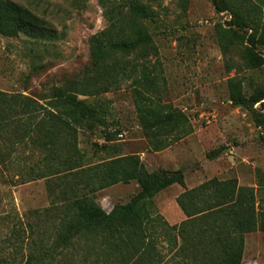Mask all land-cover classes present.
Segmentation results:
<instances>
[{
  "label": "trees",
  "instance_id": "trees-1",
  "mask_svg": "<svg viewBox=\"0 0 264 264\" xmlns=\"http://www.w3.org/2000/svg\"><path fill=\"white\" fill-rule=\"evenodd\" d=\"M98 3L106 25L88 38L86 74L55 88L44 104L0 90L2 182L44 179L57 200L42 212L20 214L14 207L0 212V264H242L244 236L264 232V210L258 209L250 187L240 186L235 178L213 177L187 189L180 172L148 171L134 154L87 163L77 134L80 129L92 131L95 121L79 96L106 93L130 81L146 135H163L169 124L184 119L151 99L159 85L157 50L141 24L154 20L153 10L141 0ZM211 3L215 12L230 15L228 31L244 43L247 66L261 68L264 56L257 47H264V23L248 0ZM0 34L53 37L40 18L9 0H0ZM151 58L155 62L148 66ZM230 101L263 109L264 90L250 96L237 91ZM157 143L153 151L164 148ZM129 182L138 191L127 203L115 204L106 213L95 202L96 192ZM173 184L183 188L175 203L184 220L170 225L152 199Z\"/></svg>",
  "mask_w": 264,
  "mask_h": 264
},
{
  "label": "rangeland",
  "instance_id": "rangeland-1",
  "mask_svg": "<svg viewBox=\"0 0 264 264\" xmlns=\"http://www.w3.org/2000/svg\"><path fill=\"white\" fill-rule=\"evenodd\" d=\"M9 1L40 18L53 37L0 34V90L44 104L55 88L86 74L88 38L106 25L99 0ZM141 1L155 14L153 21L141 24L157 50L159 85L151 99L184 119L169 124L163 135H146L135 112L130 81L106 93L79 96L95 121L92 131L80 129L77 134L87 163L134 154L148 171L180 172L187 189L213 177L235 178L240 186L253 190L258 209L264 210V108L230 101L237 91L250 96L264 90V65L247 66L244 43L228 31L230 15L215 12L211 0ZM248 7L264 23V0H248ZM257 52L264 56V47H257ZM154 62L148 59L147 65ZM156 143L164 148L153 151ZM219 149L218 156L208 157ZM164 190L152 202L166 220L164 214L177 206L169 196L172 189ZM137 191L135 182H129L100 190L93 197L108 213ZM52 203L57 200L48 193L44 179L12 178L4 184L0 178V212L11 207L20 214L42 212ZM241 263L264 264V232L244 236Z\"/></svg>",
  "mask_w": 264,
  "mask_h": 264
},
{
  "label": "crops",
  "instance_id": "crops-1",
  "mask_svg": "<svg viewBox=\"0 0 264 264\" xmlns=\"http://www.w3.org/2000/svg\"><path fill=\"white\" fill-rule=\"evenodd\" d=\"M177 187V188H171V187ZM170 188L167 187V189H172L169 193L170 199L172 198L173 202L175 203V198L183 191V188L180 187L177 184H173L171 186H169ZM166 189V188H165ZM164 190V189H163ZM166 191V190H164ZM161 193V191L159 192ZM167 199V198H166ZM168 200V199H167ZM176 205V203H175ZM177 206V205H176ZM166 213V212H165ZM165 215V221L170 224V225H175L180 223L182 220H184V215L182 214V212L180 211V209L177 206V209L174 208L173 206L171 207V211H168L167 214Z\"/></svg>",
  "mask_w": 264,
  "mask_h": 264
}]
</instances>
